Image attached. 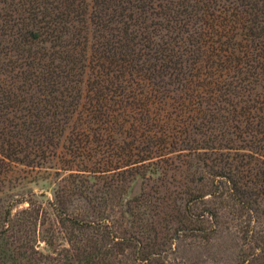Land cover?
Returning <instances> with one entry per match:
<instances>
[{"label":"trees","instance_id":"obj_1","mask_svg":"<svg viewBox=\"0 0 264 264\" xmlns=\"http://www.w3.org/2000/svg\"><path fill=\"white\" fill-rule=\"evenodd\" d=\"M0 264H264V0H0Z\"/></svg>","mask_w":264,"mask_h":264},{"label":"rangeland","instance_id":"obj_2","mask_svg":"<svg viewBox=\"0 0 264 264\" xmlns=\"http://www.w3.org/2000/svg\"><path fill=\"white\" fill-rule=\"evenodd\" d=\"M50 192L51 191L48 190V195H50ZM212 251L217 252L215 254H218L221 258H225L226 260L231 261V258L233 257V253H234L233 243L229 239L223 238L221 240H218L214 244Z\"/></svg>","mask_w":264,"mask_h":264}]
</instances>
